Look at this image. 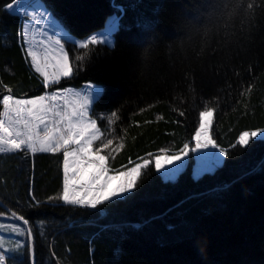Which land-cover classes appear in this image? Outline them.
<instances>
[{"label":"trees","instance_id":"1","mask_svg":"<svg viewBox=\"0 0 264 264\" xmlns=\"http://www.w3.org/2000/svg\"><path fill=\"white\" fill-rule=\"evenodd\" d=\"M8 2L0 0V93L6 84L17 98L42 95L50 89L30 65L24 19L5 10ZM213 2L229 0H47L77 39L119 16L114 48L94 47L83 70L61 82L105 89L94 115L116 111L111 127L98 126L111 147L125 145L101 152L112 171L191 141L206 105L215 109L211 135L222 147L264 128V0H244L254 4L251 17L241 8L205 35L197 19L205 20ZM66 48L70 58L88 55ZM193 163L174 183L150 166L135 195L84 209L49 200L62 192V153L0 156V236L18 241L8 237L12 224L22 225L15 211L32 227L36 264H114L118 248L122 264H264V139L229 148L223 165L199 178ZM23 264H31L26 252Z\"/></svg>","mask_w":264,"mask_h":264},{"label":"snow or ice","instance_id":"2","mask_svg":"<svg viewBox=\"0 0 264 264\" xmlns=\"http://www.w3.org/2000/svg\"><path fill=\"white\" fill-rule=\"evenodd\" d=\"M5 10L14 16L25 18L21 33L26 45V56L30 57V65L39 74L42 86L50 89L42 95L31 98H17L9 85H3L5 91L0 93V156L7 154L31 153H62L63 186L62 192L49 200H56L63 205L84 209H97L113 201L127 199L135 195L146 170L152 166L167 182H176L184 160L191 158L202 162V167L193 173L194 178L223 165L229 156V148L239 146L246 149L250 143L264 137V128L243 131L236 142L229 148L222 147L210 134L215 109L204 107L199 112V125L195 129L191 141L183 143L176 151L162 148L159 154L148 153V159H142L131 168L109 175L108 155L101 152L109 149L116 152L123 149L111 147L113 140L103 135L98 126V120L106 121L111 127L117 112L109 116L96 113L94 108L105 94V89L91 81L82 87L62 86L61 82L73 78L83 70L86 61L91 60L92 49L96 46L114 48V33L117 29L119 16L110 17V22L103 30L92 33L84 38H74L67 26L55 16L48 6L47 0H10L4 6ZM244 8L247 16L251 17L253 3L245 5L244 0H229L228 3L213 2L209 5L204 21V34L217 28L221 22L225 25ZM35 22V23H32ZM43 23L45 31L41 38L35 35L36 25ZM66 43H71L77 49L88 55H76L70 58ZM252 91L251 86L247 90ZM181 116L184 113H179ZM103 136V138H102ZM112 181H119L115 186ZM35 200V197L32 198ZM37 201L33 207H39ZM11 216L21 221L12 224L10 231L18 236L32 241L31 246L24 241H16L8 247L5 237L0 236V264H7L10 259L20 256L19 264H23L25 252L35 262V244L32 227L24 215L12 211ZM6 213L0 210V217ZM0 225V228H3ZM43 235V233H41ZM198 243V242H197ZM55 256V252H52ZM124 253L116 249L114 264H122Z\"/></svg>","mask_w":264,"mask_h":264},{"label":"rangeland","instance_id":"3","mask_svg":"<svg viewBox=\"0 0 264 264\" xmlns=\"http://www.w3.org/2000/svg\"><path fill=\"white\" fill-rule=\"evenodd\" d=\"M114 16H116V15H114ZM111 17H113V16H111ZM23 18V17H22ZM24 20H25V18H23ZM108 22H110V18L107 20V22H106V24H105V26L107 25V23ZM32 23H35V22H32ZM117 27H118V21H117ZM103 30V29H102ZM45 31H48V32H51V29H45L44 28V25H43V23L41 22L40 24H38V25H36V30H35V35H36V37H37V39H40L41 38V35H42V33L43 32H45ZM114 38V37H113ZM24 40V39H23ZM24 46H25V49H26V45L24 44ZM29 58V60H30V57H28ZM213 116H214V114H213ZM214 119V118H213ZM212 128V127H211ZM210 134H211V129H210ZM264 139V137H261L260 138V140H263ZM105 150H107V149H105ZM37 154H39V153H37ZM49 154V153H48ZM102 154V153H101ZM191 158H193V160H194V168H193V173L196 171V170H198V169H200L201 167H202V162L201 161H199V160H197V159H195V157L194 156H192ZM189 160H190V158H188V159H186V160H184L183 162H181L182 163V168H181V172L185 169V167H186V165L188 164V162H189ZM106 163H107V161H106ZM218 168V167H217ZM216 168V169H217ZM110 169V168H109ZM216 169H214V170H212L210 173H212L213 171H215ZM113 174H116V172H114V171H112L111 169H110V171H109V175H113ZM207 174V173H206ZM202 175H204V174H202ZM201 175V176H202ZM201 176H199V177H201ZM162 177V176H161ZM199 177H196V178H199ZM163 178V177H162ZM164 179V178H163ZM112 183V185L113 186H115V185H117L118 183H119V181H112L111 182ZM5 220H9V218H4ZM2 231V230H1ZM9 234H8V237H17L18 238V240L19 241H23L24 240V237H19L18 235H16V234H14V233H10V232H8ZM14 239H11V242H9L8 240H6L5 239V243H6V245L9 247L10 245L12 246H14L15 245V241H13Z\"/></svg>","mask_w":264,"mask_h":264},{"label":"water","instance_id":"4","mask_svg":"<svg viewBox=\"0 0 264 264\" xmlns=\"http://www.w3.org/2000/svg\"><path fill=\"white\" fill-rule=\"evenodd\" d=\"M0 205L2 206V204H0ZM2 207H3V206H2ZM20 222H21V221H20ZM21 223H22V222H21ZM29 242H30V244H32V241H31V240H30Z\"/></svg>","mask_w":264,"mask_h":264}]
</instances>
